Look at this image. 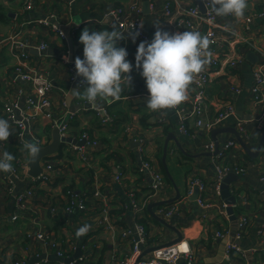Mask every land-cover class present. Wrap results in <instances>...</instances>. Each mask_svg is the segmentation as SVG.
<instances>
[{
	"label": "crops",
	"instance_id": "crops-1",
	"mask_svg": "<svg viewBox=\"0 0 264 264\" xmlns=\"http://www.w3.org/2000/svg\"><path fill=\"white\" fill-rule=\"evenodd\" d=\"M24 1L0 0V118L9 121L12 133L8 141L0 142V153L4 150L13 155V166H29L30 156L24 143L33 142V136L40 140L41 146L48 145L55 129L42 116L34 115L30 122L31 135L27 134L21 141L17 126L4 115L6 104L18 101L25 106L30 95L29 85L15 78L18 65L15 53L9 46L1 44L4 38L18 31L34 47L43 42L49 45L45 52L28 51L29 60L31 66L47 74L54 85L50 94L54 113L59 121L68 118L69 137L81 141V135L87 133L99 142L100 148L91 151L92 163L87 165L75 151L77 145L63 144L62 153L41 162L42 168L45 163L53 167L49 181L33 184L27 177L28 172L24 174L21 168L22 178L15 181L12 193L7 191L12 174L0 172V264H15L18 260L24 264H66L57 260L60 258L58 253L71 258L80 249L83 260L80 257L73 264H121L133 252L139 225L144 227L147 235L146 243L140 244L142 251L173 243L178 238L175 231L157 221L149 211L150 205L158 203L163 205L153 208L154 214L182 234L181 242L190 245L198 264H264V147L260 156L253 159L236 137L221 134L218 136L219 148L229 141H236V146L221 161L205 149L207 144L215 145L212 131L204 130L200 137L202 129H196L195 119H188V133L180 130L179 119L192 108L196 92L194 83L190 86L188 99L176 109L167 110L166 116L150 112L146 101L150 94L141 75L142 68L137 70L135 67L141 42L125 34L117 47L127 50V60L133 70L130 88L122 81L121 99L101 102L99 106L103 105L104 109H99L75 96L69 98L74 83L67 61L75 62L77 57L84 59V46L79 41L85 28L89 31L112 30L114 25L107 16L110 8L138 3L152 42L158 30L156 24H159V30L170 34L199 31L206 35L205 24L196 29L178 25L183 12L199 5V0H36L33 9L28 11ZM147 1L149 8L145 7ZM168 1L173 14L167 18L162 10ZM263 10L264 0H248L243 19L222 17V23L230 22L243 41L218 35L215 46H210L213 58L219 57L220 63L207 90V117L214 119L224 105L233 104L237 116L221 127L237 130V122H244L248 135L242 138L252 151L258 149L264 132V104H256L252 98L253 71L260 57L250 47L264 50V18L253 17L250 23L247 19ZM46 19L48 24H42L41 21ZM55 25L64 29L65 37L60 36ZM87 86L78 87V90L83 93ZM106 114L112 117L111 121L105 122ZM170 134L176 136L180 146L175 140L169 142L164 163L165 143ZM144 162L152 163L154 171L163 177V185L154 188L153 173L143 167ZM222 165L232 170L235 166L246 168L244 174L233 171L228 174L239 176L229 184L231 197L238 198L234 206L227 205L230 197L225 200L216 190ZM192 179H201L208 185L204 196L207 207L199 204V191L198 197L194 198L198 189H193V194L189 195ZM30 189H33V197L28 199L25 208L19 209L17 196ZM67 189L85 198L86 212L68 214L64 211L69 198ZM95 191H99L101 197H95ZM178 195L180 198L171 202ZM229 207L233 208V216L227 212ZM105 208L108 209V221L103 217ZM167 211L170 215L165 214ZM14 215L18 216L16 222L12 221ZM243 217L250 219V224L242 236L236 238L238 222ZM86 224L91 226L89 232L77 238L76 231ZM128 230L132 235L124 238L123 233ZM39 231H45L56 247L38 241L36 234ZM219 233L222 238L218 237ZM228 242L235 243L242 252L234 251L229 256ZM183 262L181 260L179 264Z\"/></svg>",
	"mask_w": 264,
	"mask_h": 264
},
{
	"label": "built area",
	"instance_id": "built-area-1",
	"mask_svg": "<svg viewBox=\"0 0 264 264\" xmlns=\"http://www.w3.org/2000/svg\"><path fill=\"white\" fill-rule=\"evenodd\" d=\"M35 1L36 0H25V10H32ZM201 2L205 6L204 0H201ZM206 10V13L203 14L200 11L199 5L191 6L183 12L182 17L179 19L178 25L180 27L196 29L198 25L205 24L207 28L206 35L212 41V43L210 44L211 47H214L217 43L218 35H224L226 38L229 37L230 39L239 42L243 41L241 35L232 28L230 22L224 24L221 21L222 17L216 16L215 13L211 11L210 7H206ZM162 13L167 18L172 16L173 7L171 5V2L168 1L164 5ZM107 16L109 17L115 28L120 32H124V35L132 32V34L140 42L151 43L150 37L147 34L144 25L143 10L138 3L110 8L107 11ZM256 16L264 18V10L260 13L257 12L249 17L247 19V22H252L253 17ZM226 18L232 19L233 16H226ZM41 23L47 25V19L42 20ZM55 26L60 36L65 37L66 35L62 31V28L57 25ZM137 33L138 35H136ZM1 44L9 46L13 53H15V56L18 60V65L15 68V78L29 85L30 95L27 96L25 106L22 107L21 104L16 101L14 103L6 104L4 107L5 117L11 120L17 126L19 139L22 141L27 134H30V122L34 120V115L42 116V118H44L49 123V125L54 128H59L62 137H69V125L63 124V121H59L54 113L53 101L50 97V94L55 88L54 85L50 81L48 75L31 66L29 60L30 57L28 51L37 49L39 52H45L49 48V45L43 42L38 47H34L32 43L26 37H24L21 31L10 34L8 37L4 38L1 41ZM250 48L255 51L256 54L260 57V61L255 66L253 71V83L251 86L252 98L256 104H264V50L259 49L258 47ZM67 63L71 65V81L72 83H75L79 78V76L77 75V70L75 68V62L67 61ZM219 63V57L212 58V63L206 66L205 71H203L194 82V84L196 85V92L193 97L192 108L188 114L183 115L179 119L180 130H182L184 133L189 132V128L186 126V121L188 119H195L196 129H204L208 132H211L212 130L221 127L227 120L235 118L237 116L235 106L231 103H228L223 106V110L216 116V118L209 119L207 117V90L213 82V73L218 69ZM82 81L83 78L80 77L79 87L87 86V84L82 83ZM105 116V122L112 120V117H110L108 114H106ZM236 128L241 136L245 138L247 137L248 131L247 126L244 122L238 121ZM32 140L33 142H36L38 146H41L39 139L32 136ZM80 140H84L85 145L76 146L75 151L79 154L81 160L84 163H86L87 165L91 164L93 158L91 151L98 150L100 148V144L98 141L92 140L87 133H83L80 137ZM235 146L236 141L227 142L224 146H221L219 148L217 157L221 161L225 160L228 152ZM205 147L206 151H210L212 153L215 152L214 144L210 143ZM3 152L5 151H1L0 154H2ZM20 165L21 167H19V165L13 166L14 172H11L12 178L7 182V191L11 193L15 190V181L22 178L20 174L21 171L19 169L22 168L24 174L26 175L27 172H29V166L27 164ZM143 167L153 173V177L155 179V189L159 185H163V177L154 171L151 162H144ZM232 171L241 175L246 172V168L235 166L232 170L228 166L222 165V167L219 169V182L216 183V190L218 195L221 194V181ZM52 173V165L50 163H45V165H43L42 174H40L36 178L29 177L28 175L27 177L33 184H36L49 181L51 175H53ZM116 178L118 181L121 180L119 176H117ZM262 181H264V177L262 178ZM193 189H198L199 195H201L198 197L199 204L203 207H207L204 196L208 192V185L201 179H192L190 182L189 195L193 194ZM68 194L69 198L64 205V211L66 213L72 214L75 211L86 212L88 210L86 200L85 198H82L83 196L78 194L74 195L72 191H69ZM93 194L95 197H101V193L99 191H95ZM31 197H33V189L28 190L25 194L18 195L16 198L18 208H25L28 199ZM170 213V211L165 212L166 215H170ZM103 217L104 221H108L109 216L107 208L103 210ZM17 220L18 216L14 215L12 217V221L16 222ZM249 224L250 219H248L247 217H243L240 222H238L236 238H240L242 236L243 232L247 229ZM137 231L138 240L135 241L133 252L131 256L121 264H135L136 260L143 253L140 244L146 243L147 235L143 226H137ZM131 235V230L125 231L123 233L124 238H128ZM218 237L222 238V233H219ZM36 239L46 245H50L54 248L56 247V244L50 239L45 231H39L36 234ZM228 243L226 246V251L227 253H229V256L234 251L242 252L235 243ZM58 256L60 258H64V254L62 252H59ZM80 260H83V257H81ZM181 260L184 261V264H198L196 261V257L193 254L192 248L187 242H179L177 244L157 249L153 251L148 258H145L139 264H179ZM15 264H24V262L18 260Z\"/></svg>",
	"mask_w": 264,
	"mask_h": 264
},
{
	"label": "clouds",
	"instance_id": "clouds-1",
	"mask_svg": "<svg viewBox=\"0 0 264 264\" xmlns=\"http://www.w3.org/2000/svg\"><path fill=\"white\" fill-rule=\"evenodd\" d=\"M216 16H233L237 21L245 16L248 0H204ZM107 22V21H105ZM155 32L151 43L141 42L135 56V67L142 68L141 75L146 81L149 92L147 108L150 112L167 115V110L176 109L188 99L190 86L197 77L212 63L210 50L212 41L199 31H185L170 34L159 30ZM109 31H89L85 28L80 36L84 46V59H75L77 75L88 86L83 93L75 90L72 95L85 100L92 108L101 102L119 101L124 91L122 81L131 86L133 65L127 60L128 52L117 47V42L124 38V32L115 26ZM133 36L132 32L128 33ZM138 35V33L136 34ZM12 135L8 120L0 118V142L8 141ZM24 149L35 162L39 158L40 148L36 142H25ZM14 156L5 151L0 154V172H14ZM90 225H83L76 231V237L86 235Z\"/></svg>",
	"mask_w": 264,
	"mask_h": 264
},
{
	"label": "water",
	"instance_id": "water-1",
	"mask_svg": "<svg viewBox=\"0 0 264 264\" xmlns=\"http://www.w3.org/2000/svg\"><path fill=\"white\" fill-rule=\"evenodd\" d=\"M149 6H150L149 5V2L147 1L146 4H145V7L146 8H149ZM199 7H200V11L203 14H205L207 10H206V7L204 6V4L201 2V0H199ZM146 13H147V11H146ZM57 26H59V25H57ZM62 31L66 35V32L64 31V29H62ZM79 83H80V77L73 84V88H72L73 90L71 91V93L69 95V98H71L73 96L72 95V92L73 91L78 90ZM98 108L99 109H102V108L104 109V106L101 105ZM71 112L73 113L74 110L71 111ZM68 121L69 120L67 118L65 121H63V124H68ZM203 131H204V129H202V131L200 132V137L203 136ZM228 133L229 134H232L234 137H236V139L239 141L240 145L243 147V149L249 155V157H251L253 159H257L260 156V154L262 152V149L264 147V132L262 134L260 143L258 145V149L256 151H252L247 146V144L243 140V138L240 135V133L234 127H220V128H216V129L212 130V132H211L212 139L215 142V152L213 153V155L216 156L218 154V152H219V140H218V136L221 135V134H228ZM171 140H175L179 144V142L177 141L176 136L173 135V134H170L169 137H168V139H167V141H166V143H165L164 157H163V162L164 163H165L166 158H167L168 144H169V142ZM63 144H72L74 146H76V145L77 146H84L85 145V141L84 140L79 141L78 139H74V138H71V137H62L61 134H60L59 128H55L54 131H53L52 142L50 144H48V145H45V146H39V148H40L39 158L35 162H32V159L30 157L29 172H28L29 176L32 177V178H36L40 174H42L43 168H42L41 162L44 161L45 159H47L48 157H51V156L57 154L61 150ZM179 146H180V144H179ZM234 177H236V179L239 178V176H237L236 174H230V175H228L224 179L223 184L221 186V196L223 197V199L227 200L230 197V199L226 201L228 206H234L238 202V198L236 196L231 197L230 191H229V184L231 183V181H233V178ZM197 197H198V190H195V196H194V198L196 199ZM179 198H180V195H178L176 197V199H173V201H171V202H175V200H177ZM160 205H163V203H158V204L150 205L149 206V211L151 212V214L154 216V218L157 221H159L160 223H162L163 225H165L169 229L175 231L176 234L178 235V238L173 243H169V244L164 245V246L153 247V248H150V249H147V250L143 251V253L141 254V256L136 260L135 264H139L140 262H142L145 259V257L147 255L151 254L153 251H155L157 249H160L162 247H166V246H169V245L177 244V243L181 242L182 239H183V236H182V234L179 231H177L174 227H172L169 224H167L164 219L159 218L158 216H156L154 214L153 208H155L157 206H160ZM227 212L231 216H233V214H234L233 213V208H231V207H229L227 209ZM225 246H226V243H224V246H223V249H222V255H224ZM82 255H83V253H82V251L80 249L71 258H57V257L56 258H57L58 261H61L63 263L73 264L76 260H78L80 257H82Z\"/></svg>",
	"mask_w": 264,
	"mask_h": 264
},
{
	"label": "trees",
	"instance_id": "trees-1",
	"mask_svg": "<svg viewBox=\"0 0 264 264\" xmlns=\"http://www.w3.org/2000/svg\"><path fill=\"white\" fill-rule=\"evenodd\" d=\"M142 120H143V119H142ZM189 120H190V119H189ZM189 120H188V122L186 121V126H187L188 128H189V125H188ZM166 130H167V128H166ZM59 153H62V148H61V150L59 151ZM50 158H52V157H48V159H50ZM67 190L69 191V190H71V189H67ZM68 191H66V192H68ZM66 192H65V193H66ZM73 194L75 195L76 193L73 192ZM82 198H84V197H82Z\"/></svg>",
	"mask_w": 264,
	"mask_h": 264
}]
</instances>
